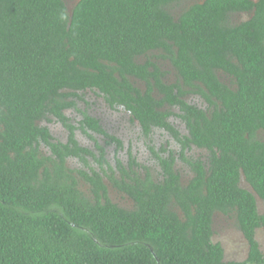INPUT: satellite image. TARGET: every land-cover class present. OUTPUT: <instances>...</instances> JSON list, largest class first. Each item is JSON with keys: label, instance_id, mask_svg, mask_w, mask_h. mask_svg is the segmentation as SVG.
<instances>
[{"label": "trees", "instance_id": "16d2710c", "mask_svg": "<svg viewBox=\"0 0 264 264\" xmlns=\"http://www.w3.org/2000/svg\"><path fill=\"white\" fill-rule=\"evenodd\" d=\"M183 2L78 0L69 10L66 0H0V264H264V0ZM238 13L249 17L233 22ZM160 60L172 62L175 82ZM87 90L124 106L146 134L170 129L183 156L204 149L205 160L185 157L195 175L183 184L170 156L160 158L163 178L120 160L118 178L102 156L135 205L113 202L96 168L67 165L77 155L90 166L91 150L73 132L56 141L44 124L72 128L65 110ZM171 115L186 123L185 139ZM81 124L105 133L87 113ZM217 212L236 219L246 259L225 260L213 241Z\"/></svg>", "mask_w": 264, "mask_h": 264}, {"label": "flooded vegetation", "instance_id": "af4514ba", "mask_svg": "<svg viewBox=\"0 0 264 264\" xmlns=\"http://www.w3.org/2000/svg\"><path fill=\"white\" fill-rule=\"evenodd\" d=\"M166 62L172 66L174 72L171 71L170 67L168 69L164 68L163 65ZM160 63H162V69L166 71V76L164 77L165 81L169 80V75L171 73H173L174 80L167 81V82H169V83L175 82L178 78V75H177V72L172 65V62L170 60H167V61H161L160 60ZM220 76L223 78V80H225V81L228 80V78H227V76H225V74L220 73ZM137 85H140L141 87L145 88V85L142 81H137ZM185 98L189 102L198 104L199 106H202V107L207 106V103L204 101V99L199 94H197V95L189 94V95L185 96ZM78 102H82L83 110L80 111V113L77 117H71L68 114V111L77 110L76 108H68L65 110V113L68 116H70L69 121H70V124L73 126L72 128H70L69 125H65L62 121L57 120L62 125V127L64 128L63 130L66 133L65 139H60V138L56 137L55 136L56 134H54L50 128L51 133L53 134L56 141H61V142L66 143V142H69V136H70L71 132H73L74 136L78 140L79 144L81 146L87 147L88 149L91 150L90 153L84 154V156L88 160L90 166L85 165L82 158L80 156H77V155L68 156L66 158L67 165H68V161L75 160L78 164L77 167L73 168V167H70L69 165L68 166L70 168L76 170V171H77V169L84 168V169L91 172V168H90L91 166L93 168H96L101 173V175L104 176V181L108 185L109 196L113 202L120 205L117 201L113 200V198L111 196V192H110L111 190L119 193L120 196H125L127 199L130 200V202L132 204L131 207H125V208H133L135 205V202L128 194L120 191L117 186H115L112 182H110L108 177L105 175V172L101 170L100 163L98 160H101L102 156L106 159L104 161L103 165H104L105 169L107 170V174L110 173V171L108 169L109 164H110L115 170V175H117L119 178L121 172L119 171V163L117 161L120 160L126 167L129 168V166L132 165V167L135 170L140 171L143 174L146 173V171H149L152 174V176L156 179L157 178H163V176H162L163 175V168L160 164V158L173 156V158H174L173 167L180 174L181 182L183 184H187L189 182V180L195 175L193 168L185 160V157L189 160H194L196 158H201V159L205 160V158L207 156V152L204 149L199 148L195 145H192V147H186L185 153L183 156L182 155V150H183L182 143L178 140V138L174 135V133L170 129H167V128L161 127V126L152 125L150 131L148 132V134H146L142 125L139 123V121L137 119H134L135 117L132 115V113L129 110L125 109V107L122 105H116V106L111 105L109 103V101L106 99V97L104 95L98 93V92H95L93 90H87V92L84 95V99H78L77 105H78ZM197 102H200V104ZM203 102L205 103L204 106L201 105V104H203ZM103 108L108 109L110 111L119 112L121 114L124 113L128 116L129 121L131 123H133L138 128L139 133L142 134V136H144V138L148 140V144L147 143L146 144H147V147L149 148V151H150V155L148 156L149 159L146 158V160L143 159L140 161V159H142L143 157H140L139 155H137V153L133 152L134 151L133 148L130 147L132 145L129 144L128 146H126L123 138L120 137V135L116 134L117 133L116 131L109 128V126L106 123V119H105L104 115L100 112L101 109H103ZM166 108H170V106L167 105ZM172 109L175 112H179V106H173ZM85 113L96 118L98 120V122L100 123V125L105 130L106 134L104 132L96 131L95 129L90 128V127H87L88 133H85L84 129L82 128V124H81V120L84 118ZM168 122L178 132L179 137L181 139H185V137L189 133V130L187 128L186 123L176 115L169 116ZM160 130L163 133L167 134L168 137H170L171 139L170 140L167 139L165 141V144L161 145L159 151H156L154 147L149 145V143L154 142V139H152V137L154 136L155 131H160ZM79 132H81L86 137L90 138V140H91V143H89L90 145L87 143L83 144L81 142L82 140H81V138H79ZM112 136L116 137L117 140L119 139V141L121 143H118L117 141H115L112 138ZM172 140H173V143H175L177 147H175V148L170 147ZM111 148H113V150H112L113 156L112 157L109 155ZM106 161H108L109 164H107ZM187 171L190 173V176L188 175L189 177L185 178L184 173ZM242 178H244V177H242ZM87 185L89 187L91 186L88 183H87ZM122 207H124V206H122ZM217 213H219V212H217Z\"/></svg>", "mask_w": 264, "mask_h": 264}, {"label": "rangeland", "instance_id": "374dc122", "mask_svg": "<svg viewBox=\"0 0 264 264\" xmlns=\"http://www.w3.org/2000/svg\"><path fill=\"white\" fill-rule=\"evenodd\" d=\"M78 0H66V3L68 5L69 10L72 9V7L75 5V3ZM196 1H201V0H185L181 7L183 6H188L189 4L196 2ZM178 10V8H176ZM249 14L247 13H238L233 15L232 21L233 22H240L245 19H248ZM164 68L168 69L169 67L171 68V71L174 72L172 66L169 63H165ZM174 80V75L171 73L169 75V80L167 81H172ZM200 104V102H197ZM205 103L203 102V104ZM77 110H70L68 111V114L71 117H77L80 113V111L83 110V104L82 102H78V108ZM105 119L106 123L109 126V128L113 129L116 131L120 137L123 138L125 145L130 146L133 148V152L137 153L140 157H143L141 160L149 159L150 151L149 148L147 147L148 140L142 136V134L139 133L138 128L129 121L128 116L126 114H121L119 112L115 111H110L108 109H101L100 111ZM73 119V118H72ZM74 120V119H73ZM44 124L48 125L49 128H51L52 132L56 134L55 136L60 138V139H65L66 133L64 132V128L62 125L57 121L53 120L51 122L45 121ZM261 137L264 138V132H261ZM79 138H81V142L83 144H89L91 143L90 138L86 137L83 135L81 132H79ZM154 139V142H150L149 145L155 148L156 151H159L161 145L165 144V141L168 139L170 140L171 138L168 137L167 134L163 133L161 130L160 131H155L154 136L152 137ZM147 143V144H146ZM90 145V144H89ZM159 147V148H158ZM170 147H177L175 143H173V140L171 141ZM112 150L113 148L110 149V156L112 157ZM197 152V151H196ZM144 162V161H143ZM145 163V162H144ZM68 165L70 167H77L78 164L75 160H70L68 161ZM190 176V173L187 171L184 173L185 178H188ZM241 185L247 189L251 190L250 184L246 181L245 178H242L241 180ZM89 186L87 183H84L83 189L89 193ZM111 196L113 200L117 201L121 206L124 207H131V202L129 199H127L125 196H120L119 193L111 190ZM257 204H258V209L260 213H264V199L257 197ZM213 241L214 242H219L222 244L224 248V258L225 260H238L242 261L246 259L248 256L249 252V243L247 239L245 238L244 234L242 233L241 229L239 228L236 219L233 216L225 215L223 213H217L214 216V224H213ZM256 237L260 243L261 250L264 251V228H259L257 229Z\"/></svg>", "mask_w": 264, "mask_h": 264}, {"label": "water", "instance_id": "95a60500", "mask_svg": "<svg viewBox=\"0 0 264 264\" xmlns=\"http://www.w3.org/2000/svg\"><path fill=\"white\" fill-rule=\"evenodd\" d=\"M251 190H252V187H251Z\"/></svg>", "mask_w": 264, "mask_h": 264}]
</instances>
